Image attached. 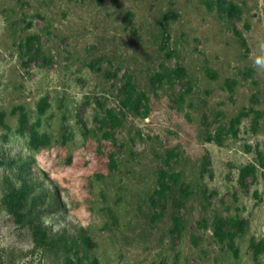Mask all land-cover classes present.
<instances>
[{
    "label": "rangeland",
    "instance_id": "obj_1",
    "mask_svg": "<svg viewBox=\"0 0 264 264\" xmlns=\"http://www.w3.org/2000/svg\"><path fill=\"white\" fill-rule=\"evenodd\" d=\"M0 264H264V0H0Z\"/></svg>",
    "mask_w": 264,
    "mask_h": 264
},
{
    "label": "trees",
    "instance_id": "obj_2",
    "mask_svg": "<svg viewBox=\"0 0 264 264\" xmlns=\"http://www.w3.org/2000/svg\"><path fill=\"white\" fill-rule=\"evenodd\" d=\"M14 214L17 216V210L14 211ZM21 215V214H20ZM19 215V216H20ZM31 233L32 237L35 241L40 245L41 248L48 249V248H57V247H64L66 250L69 248L68 238L62 233L59 235L58 233L49 232L46 227L42 226H31Z\"/></svg>",
    "mask_w": 264,
    "mask_h": 264
}]
</instances>
